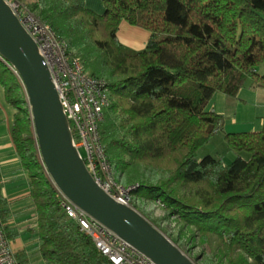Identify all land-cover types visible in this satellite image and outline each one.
Here are the masks:
<instances>
[{
  "label": "trees",
  "instance_id": "16d2710c",
  "mask_svg": "<svg viewBox=\"0 0 264 264\" xmlns=\"http://www.w3.org/2000/svg\"><path fill=\"white\" fill-rule=\"evenodd\" d=\"M24 1L106 81L100 138L113 179L135 186L132 200L160 202L197 238L207 264H264V112L259 130L224 134L237 153L231 163L197 158L223 128L212 96L236 97L247 82L264 89V0H101L102 13L79 0ZM121 21L149 32L143 49L120 43ZM0 85L14 109L10 137L30 187L39 254L46 264H109L65 215L25 91L1 60ZM6 206L0 191L3 221ZM16 257L26 263L23 250Z\"/></svg>",
  "mask_w": 264,
  "mask_h": 264
},
{
  "label": "water",
  "instance_id": "95a60500",
  "mask_svg": "<svg viewBox=\"0 0 264 264\" xmlns=\"http://www.w3.org/2000/svg\"><path fill=\"white\" fill-rule=\"evenodd\" d=\"M0 55L20 75L40 157L57 189L156 264H197L141 212L115 201L96 183L72 143L47 65L5 0H0Z\"/></svg>",
  "mask_w": 264,
  "mask_h": 264
},
{
  "label": "built area",
  "instance_id": "2783aa9c",
  "mask_svg": "<svg viewBox=\"0 0 264 264\" xmlns=\"http://www.w3.org/2000/svg\"><path fill=\"white\" fill-rule=\"evenodd\" d=\"M5 1L35 42L38 52L47 65L68 122L72 143L86 168L96 183L115 201L135 208L131 203V189L135 186H124L113 179L111 166L100 138L99 123L104 109L109 104L106 81L90 75L84 69L80 58L68 53L66 41L60 38L49 24L32 12L24 0ZM0 60L17 77L24 89L16 68L1 55ZM26 102L29 117L32 120L27 97ZM57 191L65 215L75 224L80 234L90 238L109 264H156L105 225L90 217L58 189ZM18 263L5 223L0 215V264Z\"/></svg>",
  "mask_w": 264,
  "mask_h": 264
},
{
  "label": "rangeland",
  "instance_id": "374dc122",
  "mask_svg": "<svg viewBox=\"0 0 264 264\" xmlns=\"http://www.w3.org/2000/svg\"><path fill=\"white\" fill-rule=\"evenodd\" d=\"M127 47L131 48L129 46ZM258 70L259 72L264 73V65L258 67ZM246 89L247 88H244L242 90L240 94L241 96L239 98L226 97L219 92H216L213 98H211L208 106L209 108H213L215 112H219V114L223 116V128L222 130L218 131L207 143H205L198 149V159H201L205 155L210 154L220 157L225 164H229L236 157L237 153L228 147L224 138V134L226 132L253 131L259 130L261 128V115H263L262 111H264V108H262L261 111V104H263L264 100V90H258L259 92L257 94H254L256 91L249 92V90ZM24 106L28 109L27 102L24 104ZM260 112H262V114H260ZM240 154L245 158L249 157V154L247 152H241ZM7 184L11 185L7 194V197L9 198L8 201H20V204L14 206L13 210V219L15 222L14 228H26L25 233L28 234L26 242L29 245L28 248L29 250H31L30 254L32 256V262L30 264H46L44 259L38 252L40 243L39 239L34 231H31L36 227V217L31 204L30 187L28 184L26 172H24V174L20 172L19 174L10 176L9 179H7ZM131 203L134 207L137 205V208L141 206L137 210L144 214V216L162 232H164L166 235L168 234L167 236L172 241L174 239L175 241L173 242H176V244L180 248H183L184 252L197 264H207V260L205 259V257L200 254V246L197 238L193 237L190 234L187 227L182 226L181 228L180 222L173 216L167 215L166 210L160 202H158L157 200H142L138 202H134L133 200H131ZM8 214L4 218V223L6 226L7 234L12 236L15 232L13 228H10L8 226L10 225L7 222L10 221L7 219ZM20 215H24V220L22 223H20L22 220L20 218ZM13 245L15 244L13 243ZM211 262V264H217L216 259L211 260Z\"/></svg>",
  "mask_w": 264,
  "mask_h": 264
},
{
  "label": "crops",
  "instance_id": "0c3cea01",
  "mask_svg": "<svg viewBox=\"0 0 264 264\" xmlns=\"http://www.w3.org/2000/svg\"><path fill=\"white\" fill-rule=\"evenodd\" d=\"M79 1L82 2L87 8L97 13L103 12V3L101 0H79ZM117 38L120 41V43L123 44L124 46L126 45V47L129 46L133 49H142L146 45V42L149 38V32L142 28L131 26L125 21H121L117 30ZM244 88H247L246 90H249V92L256 91L254 94H257L259 92L258 90H264L263 88L256 87L247 82L239 90L236 96L237 98L241 96L240 94ZM262 108H264V100H263V104H261V111ZM262 112H260V114H262ZM13 114H14V109L5 101L4 90L3 87L0 85V173H1L0 191H1V195L7 200V205H8L7 209H9V214L7 219L10 220L7 221L10 224L8 226L10 228H13L15 232L12 240L10 238L11 246L15 254L16 251L23 250L24 259H26L25 264H30L32 262V256L30 254L31 250H29L28 248L29 245L26 242V239L28 237V234L25 233L26 228L23 227L21 229L14 228L15 222L13 219V210H14V206L20 204V201L9 202L8 201L9 198L7 197L9 188L11 187L10 184H7V179H9L10 176L19 174L20 172L24 174V171L21 168L20 159L16 154L14 144L10 137V129L13 122ZM260 124L262 125V120ZM23 216L24 215H20V218L22 219V220L20 219L21 220L20 223H22L24 220ZM13 243L15 245H13Z\"/></svg>",
  "mask_w": 264,
  "mask_h": 264
}]
</instances>
